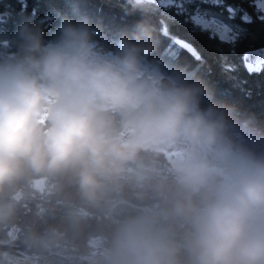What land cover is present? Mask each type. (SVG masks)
<instances>
[{"label": "clouds", "instance_id": "9594fccd", "mask_svg": "<svg viewBox=\"0 0 264 264\" xmlns=\"http://www.w3.org/2000/svg\"><path fill=\"white\" fill-rule=\"evenodd\" d=\"M126 2L141 19L115 31L84 0L0 14V188L67 176L94 264H264V127L157 54L153 0Z\"/></svg>", "mask_w": 264, "mask_h": 264}, {"label": "trees", "instance_id": "16d2710c", "mask_svg": "<svg viewBox=\"0 0 264 264\" xmlns=\"http://www.w3.org/2000/svg\"><path fill=\"white\" fill-rule=\"evenodd\" d=\"M24 2L0 0V14L9 5L19 12ZM26 6L29 13L36 9L38 14L66 9L64 0H26ZM82 7L110 31L141 19L140 13L126 14V0H84ZM187 7L199 16H214L228 24L238 37L234 50L212 38L208 31L193 30L191 24L168 19L172 10L164 15L163 8L153 6L145 18L156 27L157 54L166 61L197 69L218 99L235 104L264 127V62L255 66L243 57L246 48L264 44V0H190ZM162 21L167 24L168 35L160 30ZM5 26L11 30V21ZM175 36L193 42L200 59L174 45ZM170 49L172 55H168ZM40 177L46 181L42 189L34 184ZM112 197L119 205L121 200L131 198V192L125 188L112 193ZM85 209L67 176L28 173L0 188V264H94L91 239L102 225L95 215L81 218L79 213ZM18 253L26 255L13 259Z\"/></svg>", "mask_w": 264, "mask_h": 264}, {"label": "snow or ice", "instance_id": "6c2138e0", "mask_svg": "<svg viewBox=\"0 0 264 264\" xmlns=\"http://www.w3.org/2000/svg\"><path fill=\"white\" fill-rule=\"evenodd\" d=\"M190 0H153L154 6L163 8L164 15H167L168 10H172L173 14L168 16V19L174 20L175 22L183 24H191L193 30L199 31H208L212 38L218 39L221 44H229L233 50L237 40V35L231 34L228 29H220L214 27L212 24L206 22L204 19H201L199 14L194 11H189L187 4ZM161 32L164 35H168V27L165 22H161ZM172 43L178 48L187 49L196 55L197 59H200L198 53L195 52V49L187 41L173 37ZM171 49L168 52V55H172Z\"/></svg>", "mask_w": 264, "mask_h": 264}, {"label": "water", "instance_id": "95a60500", "mask_svg": "<svg viewBox=\"0 0 264 264\" xmlns=\"http://www.w3.org/2000/svg\"><path fill=\"white\" fill-rule=\"evenodd\" d=\"M175 37L182 39L184 41H187L195 49V52L199 54V51H198L197 47L193 44V42H191L190 40H188L184 37H181V36H175ZM243 57L245 58L246 61H248L249 63H251L255 66L260 65L261 63L264 62V44L246 48L243 51Z\"/></svg>", "mask_w": 264, "mask_h": 264}, {"label": "rangeland", "instance_id": "374dc122", "mask_svg": "<svg viewBox=\"0 0 264 264\" xmlns=\"http://www.w3.org/2000/svg\"><path fill=\"white\" fill-rule=\"evenodd\" d=\"M200 18L204 19L206 22L212 24L216 28H220V29H225L226 28V29H228L230 31L231 34H233L232 28L228 24L224 23L222 20H220L217 17H214V16H204V17L200 16ZM34 184L37 187H39L40 189H42L46 185L45 178L40 177L38 179H35ZM91 242L93 244V249H94V247L96 245L95 239L92 238ZM93 249H92V252H93ZM92 254H94V252ZM24 255H26V254H23V253L14 254L13 255V259L21 257V256H24Z\"/></svg>", "mask_w": 264, "mask_h": 264}]
</instances>
